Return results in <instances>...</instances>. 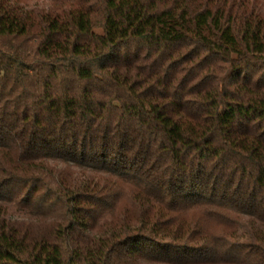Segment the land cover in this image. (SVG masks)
<instances>
[{"label":"trees","instance_id":"16d2710c","mask_svg":"<svg viewBox=\"0 0 264 264\" xmlns=\"http://www.w3.org/2000/svg\"><path fill=\"white\" fill-rule=\"evenodd\" d=\"M0 264H264V0H0Z\"/></svg>","mask_w":264,"mask_h":264}]
</instances>
